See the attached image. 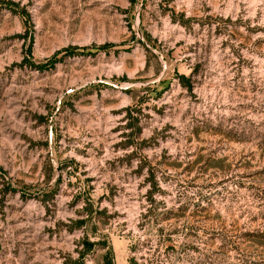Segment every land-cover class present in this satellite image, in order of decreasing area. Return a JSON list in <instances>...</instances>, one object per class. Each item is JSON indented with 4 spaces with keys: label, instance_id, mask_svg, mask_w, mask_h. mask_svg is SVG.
Here are the masks:
<instances>
[{
    "label": "rangeland",
    "instance_id": "1",
    "mask_svg": "<svg viewBox=\"0 0 264 264\" xmlns=\"http://www.w3.org/2000/svg\"><path fill=\"white\" fill-rule=\"evenodd\" d=\"M0 264H264V0H0Z\"/></svg>",
    "mask_w": 264,
    "mask_h": 264
},
{
    "label": "trees",
    "instance_id": "2",
    "mask_svg": "<svg viewBox=\"0 0 264 264\" xmlns=\"http://www.w3.org/2000/svg\"><path fill=\"white\" fill-rule=\"evenodd\" d=\"M11 4H9L7 7V9H9L11 11ZM22 17L25 19L26 17L24 15H22ZM98 49H104L105 46H100V47H97ZM26 53L29 54V49L26 50ZM54 57L48 59L44 64H37V65H32L30 64V66H33L35 69L39 70V69H44V68H48V67H51L53 66L54 64ZM178 80H179V84L181 87H184L186 88L187 90H190L191 86L189 84H187V82L189 81L188 78H185L184 76H179L178 77ZM155 185V183H153V186Z\"/></svg>",
    "mask_w": 264,
    "mask_h": 264
}]
</instances>
